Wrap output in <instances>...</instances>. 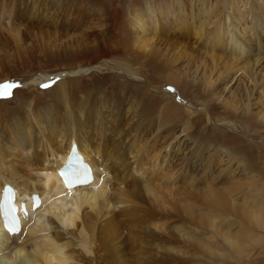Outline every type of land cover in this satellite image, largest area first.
<instances>
[{"label": "bare ground", "instance_id": "obj_1", "mask_svg": "<svg viewBox=\"0 0 264 264\" xmlns=\"http://www.w3.org/2000/svg\"><path fill=\"white\" fill-rule=\"evenodd\" d=\"M23 1L31 2L37 23L61 34L60 27L65 24L59 18L70 9V0ZM102 1L90 0L83 12L100 14ZM258 1L261 4L249 0H216L217 4L213 0L131 1L134 5L129 7L124 27L133 28L137 34L123 43L122 48L127 50L120 56H130L120 58L124 59L122 63L115 61L113 67L130 76L145 77L147 73L141 75V68L166 71L171 69L168 64L172 59L184 67V71L173 70L178 79L168 80L179 87L189 85L211 96L215 83L223 82L224 91L231 92L229 100H221V95L211 97V103L205 99L202 112L186 106L174 92L156 94L132 81H116L115 73H94L93 64H101L103 55L98 61L74 58L70 64L32 65L27 76L22 68L1 72L2 84L15 82L16 87L0 95V206L3 184H8L20 228L7 227L0 215V264H79L77 246L93 254L88 257L90 264H133V257L141 264H195L196 255L183 243L192 247L199 238L186 237L179 228L183 210L179 201L186 200L180 192L187 189L186 184L191 185L213 208L217 175L228 170L252 181L258 174L252 151L232 145L228 133L204 141L197 135L212 121L217 127L234 129L229 120L224 121L226 117L230 121L241 118L264 129V0ZM5 5L0 6V13L10 15L12 9L6 11ZM8 15L3 16L7 23ZM11 26L6 25L10 33L14 30ZM15 30L19 36L18 27ZM175 33L193 41L167 40L170 45L163 52L165 40L160 36ZM89 43L94 50L101 47L99 42ZM174 43L180 45L178 49H173ZM196 43L201 48L192 54L188 49ZM189 53L192 58H185ZM55 76V82L49 85ZM88 76L91 79L86 80ZM219 107L230 109V115L226 113L223 118L218 114ZM181 109L194 113L193 117L200 115L185 119ZM175 121L181 123L180 132L173 126ZM193 127L196 133L190 131ZM175 139L179 145L173 149ZM73 144L92 178L68 186L59 169ZM179 151H185L183 158L178 157ZM227 175L232 177L231 173ZM200 180L203 185L195 187ZM252 193L259 195L260 191ZM33 194L40 200L36 208ZM185 204V212L194 210ZM246 208L240 209L242 215L264 223L261 209L251 213ZM207 214L213 215L211 210L200 212L201 223L194 222L197 229H204L201 224L207 221ZM227 215L220 216L218 223L228 221L232 214ZM214 218H208L205 226L218 231L221 226Z\"/></svg>", "mask_w": 264, "mask_h": 264}, {"label": "rangeland", "instance_id": "obj_2", "mask_svg": "<svg viewBox=\"0 0 264 264\" xmlns=\"http://www.w3.org/2000/svg\"><path fill=\"white\" fill-rule=\"evenodd\" d=\"M89 1L90 0H70V9L59 18L60 21H62V24H65V26L60 27L61 30L59 32H61V34H54L52 27L43 26L39 22L37 23V19H35L36 17H34V13L32 11L33 6L31 5V2L26 3L23 0H0V6H2L3 3L6 4V11L12 9V11L9 13L10 15H8L6 12L0 13V74L1 72L2 74L8 73L10 69L22 68L23 73L26 72V74H22L24 76H27L29 75L27 74V70H29V67L32 65H35V67L39 65V67H41L43 63H49V66L70 64L74 58H79L83 61H93V59H96L98 61L100 59L99 56L103 55V57L101 58V64H93L94 73H99L102 75L115 73L118 75V77L115 78L116 81H132L134 84L144 85V88L146 90L156 92V94L161 93V91L163 90L172 93L174 92L176 93V96L178 98L189 104H186V106L191 107V109H194L197 112L203 111L204 105L201 102L205 99V101H209L211 103V97L216 99V97L221 95V100H223V97L229 100L231 92H227V90L224 91L225 84L223 82L215 83L217 85L214 87V89H212L213 92L211 96L205 95V93L203 94L201 91L196 90L194 87H191L189 85L179 87V85H176L173 82H168V80H173L170 78H179V76H177L173 72V70L177 69V71H184V67L181 68V63H179V61H177L176 63L174 62L175 60L172 59L169 60L168 64L171 66V69H168L166 71L155 70L150 67L141 68V75H145V73H147L145 77L130 76L127 74V72H124L123 70L118 68H114L113 63L115 61H119L120 63H122L124 59L130 56V54H126V56H120L123 54L124 50H127L122 48L123 43L128 40L135 39L133 37H135V35L137 34V31H135L133 28L130 27L128 29H125L124 27L125 25L127 26L125 20L130 16L128 11L129 7H132V5L134 4L131 5L132 0H101L103 4V8L100 11V14L102 13L101 15L98 13L96 14L93 11H85V14L83 12V7L85 5H88L87 2ZM249 1L252 3L254 1L260 3V1L258 0ZM213 2L216 3V0H213ZM49 10L52 11L53 8H49ZM7 15L10 17L9 23L4 20V17H7ZM6 25H12L11 27L14 28L12 33H10V30L6 29ZM17 27L20 30L19 36L16 35L15 29H17ZM31 31H33V33ZM178 34L181 33L178 32ZM160 37H163V39L165 40H163L164 42H162L163 52L167 49V45H170L168 44L170 42H168L167 40L171 41V43L175 40L184 41L187 39L189 41H193L190 38L182 37L181 35H177L176 33L161 35ZM25 38H28V40ZM92 41L99 42L101 44V47H98V49L94 50L89 43ZM174 46L175 47H173V49L180 45L174 43ZM199 48H201L200 44L198 45V43H196L190 45L188 50L190 51V53L196 54L198 53ZM176 49H178V47ZM104 52L106 53L105 56ZM192 54L186 55L185 58H192ZM52 58L54 59V61L52 60ZM105 61H110L112 63L108 64ZM75 62H78V60H75ZM45 70L51 69H40V71ZM53 70H55V68ZM75 70H79V66H77ZM238 74L240 75L241 71ZM0 77H4V75ZM57 77L58 76L53 77L49 85L53 84L55 82L53 80H55ZM88 79H91V76H88L86 78V80ZM150 82L156 87L154 86L153 88L152 86H150ZM163 83L166 85H163ZM0 84H2V81H0ZM159 85L162 87L159 88ZM164 86L166 87L164 88ZM232 95L236 96L235 94ZM191 103H193V105ZM11 104H15V100L11 102ZM195 106H197V108H195ZM181 110H184L183 114L185 116V119H192L194 113L188 114L186 112V109ZM217 111L218 114L220 113L219 115L223 116V118L226 117V113L227 115H230L231 113L230 109H226L224 107L217 108ZM199 115L200 114H196V116L193 118L196 119ZM227 120H229V122L233 124L232 127H234V129L224 126L217 127L215 124H213L214 122L212 121L207 130H201L200 134L197 133L199 139L201 141L209 140L211 139L210 136L214 137L216 135L220 136L223 135V133H228V138L232 139H230L231 144L233 143L232 145H242L246 150L252 151L253 157L251 159L254 163L255 173H258L257 177H254L251 181L250 178H245V176L241 175V173L224 170L222 174L217 175V177L214 179V182L216 181L215 186L217 187V189L214 194L213 208L202 201L203 194L201 192V194H198L199 191L196 192L194 187L186 184L185 188L187 189L184 190L186 193H182L184 191L180 192L181 198L185 196V199L187 201L185 200L183 201V203H180L179 201V206L180 204H182L181 207H183V210L181 209V215L179 218L180 222L182 221L181 223L179 222V228L184 236L199 239L194 241L192 247L191 245L186 246L187 243H183V245L186 250L188 249L189 252H193L196 255L195 264H264V223L259 224L254 220H251L249 218V215H242L240 213L242 209H245V207H247L246 210L249 211L250 209L251 213H254L255 210L257 211L261 209L260 213L264 215V129L259 128L252 123L244 122L241 118H237V120L235 121H230V119L226 117L224 121L227 123ZM225 122H222L223 125ZM180 125V122H174L173 126L176 131L178 130L180 132ZM246 125H248V129L246 128ZM190 131L192 133H196L197 129L193 127L190 129ZM240 134L244 135L242 136L243 138L231 137ZM73 140L76 139L73 138ZM57 141L59 143V140L57 139L55 142L56 145L58 144ZM173 144V149H175L179 145V141L177 142L175 139L173 141ZM184 154L185 151L181 152L178 157L183 158ZM242 156L247 157L244 153ZM100 159L102 158L100 157ZM216 160L218 162L219 158ZM171 162L176 163V161ZM55 164L56 163H54V165ZM102 166H105V163ZM217 173L218 171H216V174ZM230 173L232 177H229L227 175H230ZM255 178L259 179L255 181ZM186 180H188V178ZM185 182L186 181L183 180L182 183ZM202 182V180L196 182V184H194L195 187L202 186ZM214 182L212 184H214ZM242 182H246L245 185ZM257 189L260 191L259 195H255L254 193L251 194V192H254V190ZM22 192L24 191H21V193ZM184 202L190 204V206H192L191 209L194 208V210H188L187 212H185L184 207L187 204H185ZM238 202L239 204H242H240L241 207ZM225 205L227 206L226 209H224ZM208 207H210L211 214L213 215L208 217L207 214L205 221H210L212 217H216L213 220L216 224H218V227L221 226L219 227V230L221 228V233L219 232V230H211L209 227L205 226L207 224V221L204 224H201L204 227L203 230L196 228L195 224H198L200 222V212H209L210 210ZM225 214H228L227 216H230L232 214L230 217H228L231 220H221V225L218 223V220L220 222V216ZM227 228H229V230H227ZM221 234L224 236H222ZM233 240L236 241L234 242ZM197 241H199L200 243H197ZM203 242L206 243V245H204ZM76 248L82 252L80 253L78 251L79 255H77V257L79 256L80 260H82L80 261L78 260L79 258H77L79 264H90V258L93 254L85 253L83 250H80V246H77ZM131 261H133V264H141L135 257H133V260Z\"/></svg>", "mask_w": 264, "mask_h": 264}, {"label": "snow or ice", "instance_id": "obj_3", "mask_svg": "<svg viewBox=\"0 0 264 264\" xmlns=\"http://www.w3.org/2000/svg\"><path fill=\"white\" fill-rule=\"evenodd\" d=\"M48 84H42L41 87H48ZM16 87L15 82H5L3 84H0V95H4L9 88Z\"/></svg>", "mask_w": 264, "mask_h": 264}, {"label": "water", "instance_id": "obj_4", "mask_svg": "<svg viewBox=\"0 0 264 264\" xmlns=\"http://www.w3.org/2000/svg\"><path fill=\"white\" fill-rule=\"evenodd\" d=\"M84 180H88L89 179V176L87 175V176H84V178H83ZM66 182V181H65ZM15 209H16V206L14 205V211H15ZM21 209H22V211L25 213V209H24V206L22 205L21 206ZM16 219V218H15ZM15 224H16V226H17V222H15ZM16 226L15 225H13V230L16 228Z\"/></svg>", "mask_w": 264, "mask_h": 264}]
</instances>
